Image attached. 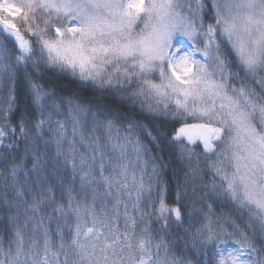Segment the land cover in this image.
Here are the masks:
<instances>
[{
  "label": "snow or ice",
  "instance_id": "6c2138e0",
  "mask_svg": "<svg viewBox=\"0 0 264 264\" xmlns=\"http://www.w3.org/2000/svg\"><path fill=\"white\" fill-rule=\"evenodd\" d=\"M0 37V264H264V0H0ZM42 67L123 93L145 119L57 98ZM161 116L196 122L169 139L152 123ZM17 129L22 153L4 142ZM181 138L217 159L194 165ZM162 142L177 144L196 196L188 215L199 202L202 222L154 243L151 221L182 225L188 195L151 201ZM205 170L219 182L204 183Z\"/></svg>",
  "mask_w": 264,
  "mask_h": 264
},
{
  "label": "trees",
  "instance_id": "16d2710c",
  "mask_svg": "<svg viewBox=\"0 0 264 264\" xmlns=\"http://www.w3.org/2000/svg\"><path fill=\"white\" fill-rule=\"evenodd\" d=\"M211 22V21H207ZM23 30V29H22ZM0 39H3L0 37ZM9 49L13 48V45L9 42L8 43ZM17 54V53H14ZM27 72L32 73L33 70L31 67L27 68ZM24 73L25 69L21 67L20 72L18 74V85H17V107L14 110V113L11 117V125H16L24 113L26 107V94H25V80H24ZM243 75V73H241ZM41 83L44 84L45 88L48 90H54L56 93L57 98L60 97H75L76 99L80 100L83 104L87 105L90 102H95L96 100H102L103 103L112 108H116L125 114H130L135 116L138 120H144L146 114H141L139 110H133L132 105L126 103L120 97L123 95L117 94L116 90L113 89L109 92L102 93L100 91L94 90V86L91 84L82 85L78 79H73L67 74L61 73L58 69H49V68H41L40 74L37 77ZM64 117H55V119H63ZM196 121L193 120H181L176 119L171 116L164 117L161 116L159 119H155L152 121L160 131L166 134V136L170 139L178 129L184 123H195ZM3 125V121H0V126ZM7 131V129H5ZM69 135L70 126H69ZM47 138V134L46 137ZM183 143L189 147L193 153V164H196L197 159L199 160V166L201 168L206 169V165L208 160H215L217 159L216 156H209L205 157L203 154V145L200 142L197 144H189L186 138H181ZM16 141L19 144V151L22 153L25 147L23 141L19 138V129H17L16 135L12 136L10 139H6L4 142L12 143ZM222 145L217 146V151L222 149ZM2 150V149H0ZM158 155H160L163 159L164 167L160 170L159 180L161 181L160 185L154 189L153 195L151 197V201L154 205H158L159 203V195L161 191H163L164 196L166 197V202L170 207L177 206L176 204V193L178 188L183 190L187 189L188 195L183 197L181 200V205H183L182 212V225L178 226L174 222V217H168V227L167 231H163L161 229V225L164 223L163 221H156L153 219L151 221V232L153 233L156 240L154 243L159 239L160 236H163L168 241H173L178 237H183L185 234V229L189 231H194L196 227L202 222V217L199 214V209L203 207L201 203H196L195 208L197 209L196 212H193L191 216L188 215V212L192 210V201L196 200V196L192 194L193 185L191 183L185 185V173L189 171L186 162L182 161L179 158V153L177 150V144H170L168 142H162L158 149H156ZM55 152L54 149L49 151L47 155L43 156V160L50 161L54 158ZM31 166V165H29ZM49 170H51V164L48 165ZM203 182L209 183L213 179H216L217 182L218 178H214L212 173L205 170L202 174ZM196 192H201V182L197 180L196 182ZM145 208L146 212L153 211L152 208L148 207V200H145ZM213 209L216 212L224 211L229 212L230 208L227 206L222 205L221 203H213ZM191 225V228L189 227ZM90 226V225H89ZM121 229L123 228V222L120 223ZM184 241H180L176 244L175 252L176 255H182L181 248L183 246ZM163 255V253H161ZM190 255V254H189Z\"/></svg>",
  "mask_w": 264,
  "mask_h": 264
},
{
  "label": "rangeland",
  "instance_id": "374dc122",
  "mask_svg": "<svg viewBox=\"0 0 264 264\" xmlns=\"http://www.w3.org/2000/svg\"><path fill=\"white\" fill-rule=\"evenodd\" d=\"M139 29L137 28V31H138ZM154 79H156L155 77H154Z\"/></svg>",
  "mask_w": 264,
  "mask_h": 264
}]
</instances>
